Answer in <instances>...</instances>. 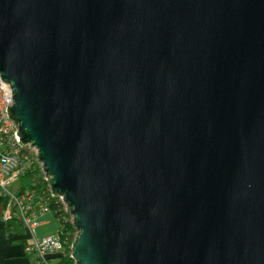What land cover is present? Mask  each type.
Returning <instances> with one entry per match:
<instances>
[{
    "label": "water",
    "instance_id": "obj_1",
    "mask_svg": "<svg viewBox=\"0 0 264 264\" xmlns=\"http://www.w3.org/2000/svg\"><path fill=\"white\" fill-rule=\"evenodd\" d=\"M0 78L74 264H264V0H0Z\"/></svg>",
    "mask_w": 264,
    "mask_h": 264
},
{
    "label": "built area",
    "instance_id": "obj_2",
    "mask_svg": "<svg viewBox=\"0 0 264 264\" xmlns=\"http://www.w3.org/2000/svg\"><path fill=\"white\" fill-rule=\"evenodd\" d=\"M12 103L10 86L0 78L1 219L5 223H19L29 239L24 252L33 256L38 264H58L61 259L71 260L69 264H74L71 249L76 230L70 233L63 224H58L56 231L50 235L39 237L36 233L40 225L39 217L48 212L53 213L50 207L52 201L60 205L63 213L68 214L67 220L71 225L72 217L63 197L52 193L49 177L41 166V177L39 180L34 178L36 150L30 144L23 143L16 134L18 125L9 117L7 110ZM27 174L30 175L28 179Z\"/></svg>",
    "mask_w": 264,
    "mask_h": 264
},
{
    "label": "crops",
    "instance_id": "obj_3",
    "mask_svg": "<svg viewBox=\"0 0 264 264\" xmlns=\"http://www.w3.org/2000/svg\"><path fill=\"white\" fill-rule=\"evenodd\" d=\"M2 202L0 200V264H38L33 256L24 252L28 235L16 221L5 223L1 219ZM40 225L36 233L39 237L54 233L58 227L52 212L39 217ZM40 264V263H39Z\"/></svg>",
    "mask_w": 264,
    "mask_h": 264
},
{
    "label": "trees",
    "instance_id": "obj_4",
    "mask_svg": "<svg viewBox=\"0 0 264 264\" xmlns=\"http://www.w3.org/2000/svg\"><path fill=\"white\" fill-rule=\"evenodd\" d=\"M33 175L35 176L34 178L36 180H39L38 177H36L35 173H33ZM29 174H27L26 178H29ZM25 178V181L27 180ZM50 207L53 211L54 216L57 219L58 224H63L65 226V228L70 232V233H74L75 229L73 227V225H71V223L67 220L69 218L68 214L63 213V211L61 210V207L58 203H56L55 201H52L50 204ZM69 264L71 263V260L68 259H61L60 262H58V264Z\"/></svg>",
    "mask_w": 264,
    "mask_h": 264
},
{
    "label": "rangeland",
    "instance_id": "obj_5",
    "mask_svg": "<svg viewBox=\"0 0 264 264\" xmlns=\"http://www.w3.org/2000/svg\"><path fill=\"white\" fill-rule=\"evenodd\" d=\"M33 157V155H32ZM33 166H34V171H35V175L36 177L40 178L41 177V164L38 162L37 158L34 157L33 160Z\"/></svg>",
    "mask_w": 264,
    "mask_h": 264
}]
</instances>
